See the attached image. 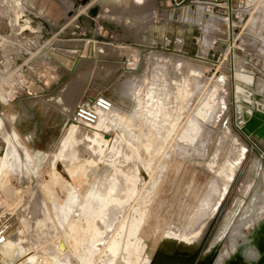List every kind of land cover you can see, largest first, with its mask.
I'll return each instance as SVG.
<instances>
[{
  "label": "rangeland",
  "instance_id": "374dc122",
  "mask_svg": "<svg viewBox=\"0 0 264 264\" xmlns=\"http://www.w3.org/2000/svg\"><path fill=\"white\" fill-rule=\"evenodd\" d=\"M252 1L230 38L220 12L209 31L172 0H0V167L14 144L28 165L0 170V237L12 230L47 264H197L256 188V160L264 166V142L236 121V86L258 97L237 72L264 80V0ZM205 34L216 39L207 49ZM98 92L113 100L95 125L100 145L71 137L86 125L68 120ZM218 177L228 191L208 216L196 204ZM99 192L120 201L98 212ZM102 219L111 227L94 238ZM73 233L79 246L69 238L61 255Z\"/></svg>",
  "mask_w": 264,
  "mask_h": 264
},
{
  "label": "bare ground",
  "instance_id": "6f19581e",
  "mask_svg": "<svg viewBox=\"0 0 264 264\" xmlns=\"http://www.w3.org/2000/svg\"><path fill=\"white\" fill-rule=\"evenodd\" d=\"M250 1L251 0H246V3L250 4ZM252 2L255 3L258 1L253 0ZM252 2H251V5H253ZM255 7H258V4ZM27 29H28L27 27L24 28V30H27ZM236 76L239 78V80H241L245 83L254 82L255 87H256V77H255V75H253V73L242 69L241 71L237 72ZM236 87H237V91H238L236 97L240 100V102H238L239 104L237 103V106H236V121H237V123L242 124L243 129H245L251 133L257 132V134H263L264 133V118L263 117L259 118L256 116V114H257L256 109L264 111V104L263 103H260V104L256 103L259 100H261V96L259 94H257L258 95L257 98H252L253 92L251 93L248 89H245L241 86H236ZM255 87L253 86V88H255ZM205 107H206V109L203 110V113L208 112L211 109L212 105L207 102L205 104ZM214 109H213V111H215ZM0 113H2V112H0ZM147 113H152V112H151V110H147ZM105 114H106V111L101 112L100 113L101 118H104ZM100 116H99L98 120L96 121V123H94L93 125H89V126L86 125L84 127H80L81 125L76 126L71 137H80L81 136V137H84L86 140H88L91 144L98 143L100 145L101 141H103V137L101 136V133L99 131H97L96 126H95L98 123ZM4 118L5 117H2V115L0 114V123L1 124L3 122H5ZM6 122H7V119H6ZM1 124H0V126H1ZM6 126H8V125H6ZM9 136L11 137V135H9ZM14 137H16V135H14ZM67 139H69V137ZM152 140H153V136H152ZM83 142H84V140H83ZM89 142H88V144H89ZM86 143H87V141H86ZM10 144H11V141H10ZM94 147H95V145H94ZM152 147H154L153 142H149L148 149L152 150ZM153 149H155V148H153ZM178 149L180 150V148H178ZM184 149H186V148L184 147ZM244 149H245L244 147H241V149L237 148V151L234 153L236 155L238 153H240V151H241V153H244ZM181 152H183V151H181ZM232 153H233V150H232ZM235 154H233V155H235ZM254 157H256V156H254ZM23 160H24V158L22 156V153L18 150L17 145L14 144L13 147H8L6 149V151H4V155L2 156V159H1L2 163H1L0 170L7 169L8 172L10 171L13 173L14 170L21 168V165H24V166L26 165ZM26 166L28 167V165H26ZM256 166L258 168L260 167V173H261L259 175L260 179H259L258 184L256 185V188L251 193V196L249 195L250 196L249 200L244 205L239 217L237 219H235L234 221H232L229 225L224 226L215 235V237H213L209 246L206 248V250L204 251L202 257L199 259L197 264H264V166L261 163V158L256 160ZM222 173L225 174L227 177L230 176L229 173L224 169H223ZM157 182H155V183L157 184ZM205 182L207 183L206 187H205L201 197L199 196L200 199H198L196 206H197V210H200V209L202 210L207 205L208 210L207 211L204 210L203 212L205 214L207 213L209 216V215H212L217 210V208L219 207V204L221 203L222 199L224 198L225 194L228 191V186H227L226 182L223 181L220 177H218L217 179L214 178V180L213 179L210 180V178L209 179L207 178ZM190 186H189V188H190ZM192 187H194V186H192ZM113 188H115V187L113 186ZM249 188H250V186H249ZM249 188L246 190L245 193L248 192ZM116 190H117V188H116ZM133 192H134V190H133ZM90 194H92V191L90 192ZM116 195H117V193H116ZM93 198L97 202L96 209L98 212L103 209L104 205H107V204H105V201H108V203H110V200H111V203L116 202V201H120V199H118L117 197H112V195L105 196L101 192L94 194ZM119 198H120V196H119ZM195 198H197V197H195ZM73 199H75L74 196H73ZM208 201H211V204ZM68 208L69 207L66 205L60 206V212L62 213L64 220L70 219V211L68 210ZM204 213H203V216L205 215ZM201 214H202V211H201ZM203 216H202L201 220H206L205 219L206 217L205 216L203 217ZM102 220H103V224H104V228H105L104 231L102 230V228H99L97 226H93L92 228H90V233H91V235H93L94 238L96 237L95 233L102 236L105 233V231L111 227V225L108 224V222H106L107 220H105V221H104V219H102ZM147 221H149L147 216L140 217L139 219L136 220V223H134V225L136 226L135 228H137L139 226H144L145 222H147ZM175 235L174 234L170 235L171 236V238H170L171 243L170 244H168V245L163 244L164 246H166L164 248L171 253L176 250L174 248V245L176 242ZM3 237H0V253L2 254L4 262L6 264H47V260H49V258L43 257L44 259L40 260L41 258L39 259L36 252L27 251L23 246L19 245L12 230L9 231V234L6 233V236H5L6 239H3ZM69 238H71V240H73L75 248H77L79 246V241H78L75 233L71 234L70 236H66L65 239H61L58 242L59 243L58 249H59L61 255H64V253L69 248V245L67 247V244L70 243ZM100 240L101 239H98L97 241H100ZM137 240H139L138 236L135 237V239L133 241L134 245L136 243H138ZM143 240H145V238H143ZM188 240H186L187 243H184V245L187 244L188 246H185L183 248H188L190 246V243ZM70 246L72 247L73 245L71 244ZM134 249L137 250L136 247ZM93 253H94V251H92V254ZM147 257H148V255H147ZM54 258L56 260L59 259L58 256H55ZM56 263L58 264V262H56Z\"/></svg>",
  "mask_w": 264,
  "mask_h": 264
},
{
  "label": "built area",
  "instance_id": "2783aa9c",
  "mask_svg": "<svg viewBox=\"0 0 264 264\" xmlns=\"http://www.w3.org/2000/svg\"><path fill=\"white\" fill-rule=\"evenodd\" d=\"M172 3L182 5L188 11L199 9L204 15L220 12L219 15L224 18L230 38H232L236 20L244 17L249 7L246 5V0H172ZM215 42L216 39L214 38L212 43ZM112 105L113 100L111 97L103 92H98L90 102L76 103L68 120L87 126L93 125L98 120L100 113L110 110Z\"/></svg>",
  "mask_w": 264,
  "mask_h": 264
},
{
  "label": "crops",
  "instance_id": "0c3cea01",
  "mask_svg": "<svg viewBox=\"0 0 264 264\" xmlns=\"http://www.w3.org/2000/svg\"><path fill=\"white\" fill-rule=\"evenodd\" d=\"M185 12H188L189 14L193 13L192 17H193L194 21H190V22H193L194 24H198L199 23L200 25H203L204 27L207 26L206 30H209V31H210V29L208 27L211 28V26L215 24L213 22H217L218 19H221V17H219L217 14H212V15H206L205 16L199 9H196L194 11L185 10ZM194 12H196V14ZM199 12L201 14H203V15L199 14ZM185 15H183L182 19H180L184 23L185 22H189V20L186 19ZM216 18H218V19H216ZM245 23L243 25H245ZM208 37L209 36L207 34H205V35H203L201 37L202 38V48L203 49H207V47L211 43V41L213 42L214 38L210 41V39ZM255 88L257 89L256 90L257 93L261 96V100H259L256 103L257 104H260V103L264 104V80H261L260 78L256 77V87ZM256 112H257V114H256L257 117H259V118L263 117L264 118V111L256 109ZM253 134L256 135V136H259L261 138V140L264 142V133L263 134H257V132H254Z\"/></svg>",
  "mask_w": 264,
  "mask_h": 264
}]
</instances>
